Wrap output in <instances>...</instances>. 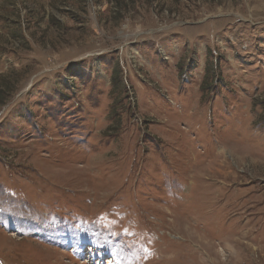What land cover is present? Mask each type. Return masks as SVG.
I'll return each instance as SVG.
<instances>
[{
    "label": "rangeland",
    "instance_id": "rangeland-1",
    "mask_svg": "<svg viewBox=\"0 0 264 264\" xmlns=\"http://www.w3.org/2000/svg\"><path fill=\"white\" fill-rule=\"evenodd\" d=\"M0 264H264V0H0Z\"/></svg>",
    "mask_w": 264,
    "mask_h": 264
},
{
    "label": "trees",
    "instance_id": "trees-1",
    "mask_svg": "<svg viewBox=\"0 0 264 264\" xmlns=\"http://www.w3.org/2000/svg\"><path fill=\"white\" fill-rule=\"evenodd\" d=\"M119 2V1H118Z\"/></svg>",
    "mask_w": 264,
    "mask_h": 264
}]
</instances>
